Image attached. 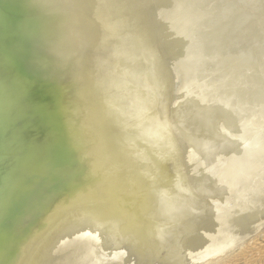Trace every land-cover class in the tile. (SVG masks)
<instances>
[{
    "label": "bare ground",
    "instance_id": "bare-ground-1",
    "mask_svg": "<svg viewBox=\"0 0 264 264\" xmlns=\"http://www.w3.org/2000/svg\"><path fill=\"white\" fill-rule=\"evenodd\" d=\"M260 1L0 0L1 264H264Z\"/></svg>",
    "mask_w": 264,
    "mask_h": 264
},
{
    "label": "rangeland",
    "instance_id": "rangeland-1",
    "mask_svg": "<svg viewBox=\"0 0 264 264\" xmlns=\"http://www.w3.org/2000/svg\"><path fill=\"white\" fill-rule=\"evenodd\" d=\"M229 1H233V0H227L226 2L224 1V0H222V2L220 3L221 4V6L223 7L226 3H228ZM235 2H237V3H240L241 2V0H234ZM255 1V0H254ZM253 0H251L250 2H248V3H245V4H242V3H240V6H241V8H247V7H251V8H253V7H256V6H258L256 3L255 4H253V2H254ZM257 3H259V4H261V5H263L264 6V3L262 2V1H260V2H257ZM252 4V5H251ZM260 13L262 14L263 13V11H260ZM210 14V13H209ZM260 16V15H259ZM29 50H30V48H29ZM144 147H145V145L144 146H141L140 148H139V153L140 152H142L143 150H144ZM94 163V162H93ZM93 167L95 168V166L93 165ZM42 179V178H41ZM40 181V180H39ZM26 192V191H25ZM24 192V193H25ZM263 193H264V190L262 191ZM26 193H28V192H26ZM40 194V193H39ZM25 195V194H24ZM23 195V196H24ZM27 195V194H26ZM25 195V196H26ZM41 196H42V194H41ZM41 196L39 197L38 196V198H41ZM238 197H239V199H238V203H237V205L236 206H242V208L241 209H239V210H237V212H234V213H230V214H228L229 216H236V215H238L239 214V217H238V221H239V219H240V221L241 222H245V221H248V218H249V216H248V213H246L247 212V210H244L246 207L245 206H248L247 204H251L252 203V201H254V200H256V198H249V199H247V200H244V201H242V202H239V200L240 199H242V198H244L245 197V194L243 193V192H241L240 193V196H239V194H238ZM36 198H37V196H36ZM37 198V199H38ZM12 199V198H11ZM17 199V198H16ZM16 199L15 200H13V201H16ZM21 199V198H20ZM37 199H33L35 202H36V200ZM6 202H7V204L6 205H9V202H8V200L6 199L5 200ZM13 201H12V203H13ZM21 201H23V199L21 200ZM21 201H19V199H18V202L20 203ZM3 202H4V200H3ZM2 202V203H3ZM6 202H4L3 204H5ZM25 202V201H24ZM33 202V201H32ZM32 202H30V203H32ZM37 202H39V201H37ZM36 202V203H37ZM11 203V202H10ZM19 203L18 204H14L13 203V205L12 206H15V205H17V207L16 208H18V206H19ZM255 203V202H254ZM253 203V204H254ZM21 204H23L22 202H21ZM29 203H27V204H25L24 203V206L26 205L27 207H28V209H29V206H30V204L28 205ZM35 204V203H34ZM5 205V206H6ZM33 205V204H32ZM262 205V202L258 205V204H255V205H252V207H250L251 209L250 210H252L251 211V214H249V215H251V217H255V215L257 214V218H258V215L260 216V214H261V219L263 218L264 219V216H262V215H264L263 214V211H264V205L262 206V207H260ZM0 206H2L3 207V205L1 204ZM22 207H23V209H24V206L23 205H21ZM21 206H19V207H21ZM25 206V207H26ZM7 207V206H6ZM11 207V206H10ZM32 207H34V205L32 206ZM15 207H13V210L15 209L16 210V213L14 212V211H12V207L11 208H9V209H11V210H8V209H6V208H2V210H0V243H1V245H0V258L2 257V253H3V251L5 250V248L7 247V245L10 243V240H11V238H9L10 236L11 237H13V235H15L16 233L18 234V233H20V231L21 230H23L22 228H21V225H22V227L23 226H25V223H26V221H25V219L27 218L28 219V217L29 216H32V215H30V214H32V213H29V212H27V210H26V212L27 213H29L28 215H27V213L25 214L26 216H24V218H23V216H21L22 215V213H20L21 211H23V209L22 208H19V210H21L20 212L18 211V209H16ZM31 208V207H30ZM1 209V208H0ZM31 211H32V209H30ZM33 210H35L36 211V207H35V209H33ZM242 210H244L243 211V213L241 212ZM258 210V211H257ZM261 210H263V211H261ZM35 211H32V212H34L35 213ZM253 211H255V212H253ZM261 211V212H260ZM17 212H19L21 215H19V214H17ZM25 212V211H24ZM253 214H254V216H253ZM250 219V218H249ZM259 219V218H258ZM24 220V221H23ZM22 221V222H21ZM20 223H21V225H20ZM24 223V224H23ZM19 227V229H20V231H19V229H17ZM235 228H237V227H233L232 229H228L227 231H225V230H223V229H220L221 230V232H222V234L223 235H225V236H227L233 229H235ZM11 232V233H10ZM13 232V233H12ZM14 232H16V233H14ZM22 232V231H21ZM9 233V234H8ZM259 235V234H261L260 232H257L256 233V235ZM263 234V235H262ZM262 236H263V238H264V233L262 232ZM10 235V236H9ZM257 235V236H258ZM7 237H8V239H7ZM4 241V242H3ZM5 247V248H4ZM229 254V253H228ZM228 254H226V256L228 255ZM225 255V254H224ZM2 259V258H1ZM1 259H0V262H1ZM1 264V263H0Z\"/></svg>",
    "mask_w": 264,
    "mask_h": 264
}]
</instances>
